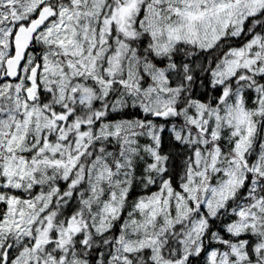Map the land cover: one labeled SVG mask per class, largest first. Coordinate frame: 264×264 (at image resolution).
<instances>
[{
  "label": "snow or ice",
  "instance_id": "obj_1",
  "mask_svg": "<svg viewBox=\"0 0 264 264\" xmlns=\"http://www.w3.org/2000/svg\"><path fill=\"white\" fill-rule=\"evenodd\" d=\"M0 264H264V0H0Z\"/></svg>",
  "mask_w": 264,
  "mask_h": 264
}]
</instances>
